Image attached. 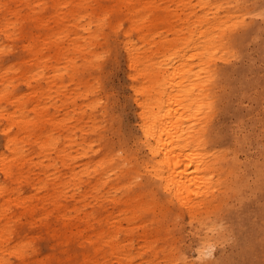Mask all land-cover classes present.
<instances>
[{
    "label": "bare ground",
    "instance_id": "1",
    "mask_svg": "<svg viewBox=\"0 0 264 264\" xmlns=\"http://www.w3.org/2000/svg\"><path fill=\"white\" fill-rule=\"evenodd\" d=\"M35 3L38 1L0 0V56L16 51L11 63L0 62V134L3 143V151L0 152V174L4 184L7 182L15 185L12 188L0 183V264H10L3 254L11 249L4 240V236L8 235L7 225L11 219L5 218V212L9 210L6 205L12 203L18 207L22 206L26 213H31L36 211L40 200L44 201L33 197L30 199V196L21 197L19 193L21 167L30 160L22 147H18L16 143H33L42 159L48 158L44 149L50 146L57 148L50 132L62 126V123L51 121L54 114H48L49 108L45 107V101L49 98L46 92L48 88L52 90L55 86L58 95L57 92L61 88L65 89L72 83L75 100L82 98L81 104L94 112L98 99L94 95L92 83L89 84L84 75L89 73L95 61L101 57L99 50L104 43H100L98 37L104 31L102 22L109 19V16L114 18V22L110 21L106 34L103 32L105 49H109L107 47L110 35L122 34V48L130 71L129 87L137 109L135 144L144 152L138 165L148 178L147 182L140 185V191L142 195L151 196L148 186L153 183L164 202L174 201L180 204L179 206H185L183 208L188 209L186 214L189 216L200 215L201 220L206 217V222L202 221L205 223L204 227L211 224L207 218L214 214L215 205L220 203L218 200L226 180L220 177L226 175L219 166L221 160L218 153L214 148L212 151L208 149L209 143L212 142L209 135V117L213 109L211 96L212 93L215 94L218 84L216 77L219 69L216 62H224L228 47L232 44L233 33L244 25L245 14H242L239 0H41L33 6ZM161 3L172 4L176 8L175 13L161 8ZM67 5L70 6L69 15L74 18L71 28L58 22L61 6ZM84 10H88L89 15L100 13L96 14V24L91 19L85 23L77 19L84 17ZM42 11L46 13L45 18L40 17ZM236 13L240 15L233 17L232 14ZM11 15L14 20L10 18ZM150 16V25H141L140 21ZM49 17H52L58 26L53 23L51 27L47 20ZM55 17L57 19L54 20ZM171 18H175V21L184 20L181 30L171 22ZM161 21L165 22V27L173 32L174 37L166 39L160 35L162 37L158 41L149 39L158 32ZM122 23L127 25L124 31L121 30ZM133 30L147 48L137 49L130 42ZM71 35L73 38H70ZM61 64L67 70L65 75L55 74ZM51 73L53 75H50ZM40 80H43L44 87ZM18 85L24 86L25 92L15 93ZM82 87L84 96L80 95ZM31 113L35 118L29 120ZM93 114L96 118V112ZM12 129L16 131L13 132ZM97 137L101 139L100 136ZM87 143L91 142L80 144L81 155L83 159L88 160L85 166L94 163L91 166L95 169V175L89 183L93 190L96 192L97 189H102L105 180L110 177V172L118 168L119 175L113 180V184L118 183V177H121L120 186L130 191L128 184L134 182L137 177L133 179V176H128V156L119 158L107 147H104V153L95 151L97 156H89L91 152ZM42 159L33 167H37L38 171L45 175V179L40 181L41 187L49 192L47 196L52 201L53 210L60 213L62 208L68 209L72 205L62 206L57 198L66 196L67 189L72 185L71 181L74 185L79 173L75 172L73 159L68 155L58 154L50 166L44 165ZM56 162L61 164L65 172H59L57 168L50 169ZM50 171H53V174L48 175ZM66 174L69 176L66 177ZM48 177H51L50 181ZM138 179L139 177L136 180ZM33 182L34 179L27 185ZM76 190L78 191V188ZM14 191H18L17 194H14ZM136 196L137 194L131 196L127 192L119 203H111L120 204L118 210L126 213L131 211L132 200ZM86 197V192L79 193L77 199L70 196L74 201L85 200ZM93 198L104 199L99 205L98 219L83 206L73 208L76 211L74 216H67L64 211V220L56 217V221L51 222L50 228L53 230L55 242L53 250L62 251L59 263L102 264L101 258L106 261L102 251L105 243L110 248L111 256L120 252L121 264H132L130 252L123 246L120 247L118 241L121 230L126 232L130 229L126 218L119 220L114 213L108 212L105 207V203L110 202L107 196ZM28 201L30 203L27 205ZM151 204L157 205L153 199ZM202 222L200 224H203ZM102 223L112 224L115 229L104 231ZM95 224L99 229L95 240L92 241L91 233L95 230ZM70 238L74 239L73 245ZM6 247L8 249H5ZM15 251L21 261L27 260L21 250ZM196 251L198 257L205 255L200 243ZM96 257L98 259L92 261V258Z\"/></svg>",
    "mask_w": 264,
    "mask_h": 264
},
{
    "label": "rangeland",
    "instance_id": "2",
    "mask_svg": "<svg viewBox=\"0 0 264 264\" xmlns=\"http://www.w3.org/2000/svg\"><path fill=\"white\" fill-rule=\"evenodd\" d=\"M35 1L38 3L33 6L39 4L41 0ZM239 2L242 14H245L244 25L233 33L232 44L228 47L224 62L222 60L216 62V67L219 69L216 77L218 84L215 94L212 93L211 96L213 109L211 118L209 117V135L212 142L209 143L208 149L212 151L214 148V151L218 153V158L221 160L219 166L226 175L220 176L226 178L223 193L218 200L220 203L215 205L214 214H212L213 211L210 212L212 217L207 218L211 224L204 227L205 223L202 221L206 222V217L203 220L199 218L200 215L193 216V218L186 214L188 209L183 208L185 206H179L180 204L174 201L164 202L153 183L148 186L152 198L142 195L140 191V185L147 182L148 178L138 165L144 152L135 144L137 109L129 87L131 84L130 71L122 48V34L110 35L109 47H107L109 49H105L106 42L103 32L106 34L110 21L114 22V18L108 15L109 19L102 22L104 31L98 37L99 42L104 43L99 50L102 53L101 57L93 65L95 70L92 67L89 73L84 75L89 84L92 83L94 95L98 99L94 108L96 118L91 109L87 110L81 104L82 98L75 100L72 83H69L65 89L61 88L57 92L58 95L54 86L52 90L51 88L46 89L49 98L45 101V107L49 108L48 114H54L51 121L62 123V126L50 132V137L54 143H57V148L53 149L50 146L44 149L48 158L42 159L43 157L37 154L33 143H16L18 147H22L24 154L30 160L21 167L19 193L21 197L30 196V199L33 197L44 201L40 200L36 211L31 213H26L22 206L18 207L12 203L6 205L9 210L5 212V218L11 219L7 225L8 235L4 236V240L11 249L3 254L10 264H60L59 257L62 251L53 250L55 242L53 230L50 228L51 222L56 221V217L64 220L65 218L62 217L64 211L67 216H74L76 211L73 208L83 206H86V211L92 212L98 219L99 205L104 199L95 200L93 196L101 195L107 196V200L110 201L105 203L108 212L114 213L119 220L126 218L130 226L126 232L121 230L118 241L120 247L123 246L130 252L132 264H264V0H239ZM160 7L166 8L172 14L176 10L172 4L168 3H161ZM60 10L61 16H58V22L71 28L74 18L69 15L70 6H61ZM82 13L86 14L77 19L83 23L91 19L95 24L96 14H100L95 12L89 15L88 10ZM40 14V17L45 18L44 11ZM184 15L189 17L187 13ZM232 15L237 17L240 14ZM10 18L14 20L13 15ZM47 20L51 27L53 23L58 26V23L53 22L52 17ZM171 20L181 30L184 20L176 19L175 21V18ZM151 22L152 16L140 21L141 25L145 26L150 25ZM122 24L121 30L124 31L127 25ZM164 24L165 22L161 21L158 32L149 39L153 38L158 41L162 36L166 39L173 38V32ZM70 38H73V35ZM130 42L137 49L148 47L139 40L134 30L131 31ZM15 52L2 54L0 62L11 63L15 58ZM62 65L58 66L59 71L55 74H67V70ZM40 81L42 85L43 80ZM16 89L15 93L25 92L22 85H18ZM83 90L82 87L80 95H83ZM27 107L30 109L29 105ZM33 118L35 116L31 113L28 119ZM50 120L48 121L51 122ZM29 129L31 130L32 127ZM12 131L15 132L16 129ZM1 142L2 135L0 134V152L3 151ZM86 142H91L87 143L91 152L89 156L96 155L95 151L104 153V147L109 148L119 158L128 156V161L130 160L126 167V169L129 168L128 176H133V179L139 177L138 180L136 178L134 182L128 184L130 191L120 186L121 177H118V183L113 184V180L119 175L118 168L110 172V177L105 180L106 183L102 189L99 188L96 192L93 190L89 183L95 175V169L91 166L94 163L85 166L88 160L83 159L81 155L80 144ZM6 154L8 156V153ZM58 154L72 158V166L75 172L79 173L74 182L76 187L71 181L72 185L67 189L66 196L57 198L62 206L72 205L68 209L62 208L60 213L53 210L52 201L47 196L49 192L41 187L40 181L45 179V175L40 173L37 167H33L41 159L44 165H52V161L56 160ZM222 159L225 160L222 161ZM54 168H57L59 172H65L59 162L50 167V169ZM51 174L53 171L48 172V175ZM68 176L69 174H66V177ZM48 178L50 181L51 177ZM32 179L34 182L27 185ZM0 183L6 187H15L11 183L5 182L4 184L1 174ZM17 192L14 191V194ZM82 192L87 193L85 200L74 201L70 198V196H75L77 199L78 194ZM127 192L131 196L134 194L137 196L132 200L131 211L122 213V210H118L120 204L115 205L111 202L119 203ZM152 199L157 203L156 207L151 204ZM28 203L30 202L28 201L27 205ZM201 222L203 224H200ZM102 226L104 231L115 229L109 223H102ZM94 229L91 233L92 241L95 240L99 229L97 224ZM70 239L73 245L74 239ZM125 239L129 240L124 241ZM198 243L204 248L205 254L200 257L197 256L196 251ZM103 244L102 251L106 256V261L101 258L102 264H121L120 252L116 256H111L110 248L105 243ZM16 249L21 250L27 260L21 261ZM97 259L98 257L92 258V261Z\"/></svg>",
    "mask_w": 264,
    "mask_h": 264
}]
</instances>
